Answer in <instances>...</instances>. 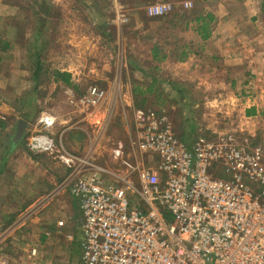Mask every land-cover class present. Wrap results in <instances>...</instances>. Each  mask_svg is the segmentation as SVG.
Here are the masks:
<instances>
[{
  "label": "rangeland",
  "instance_id": "374dc122",
  "mask_svg": "<svg viewBox=\"0 0 264 264\" xmlns=\"http://www.w3.org/2000/svg\"><path fill=\"white\" fill-rule=\"evenodd\" d=\"M236 1L0 0V256H9V264L78 263L80 248L73 252V245L82 214L70 189V169L55 154L28 147L29 138L44 131V111L56 117L47 133L58 146L89 158L111 172V179L128 167L116 154L120 141L127 162L152 160L133 145L138 111L167 114L178 136L244 129L264 143V103L247 119L242 100L263 88L244 93L242 83L210 86L195 60L208 66L211 60L199 53L193 60L188 56L187 65L176 62L188 49L202 47L194 38L195 16ZM159 3H170L172 11L149 15L148 8ZM154 46L167 58L155 60ZM37 67L40 77L34 76ZM59 69L72 73V85L53 82ZM92 85L104 88L107 99L85 108L79 101ZM140 85L143 92L136 90ZM19 119L29 126L15 145ZM32 179L38 184H30ZM34 247L37 254L31 255Z\"/></svg>",
  "mask_w": 264,
  "mask_h": 264
},
{
  "label": "built area",
  "instance_id": "2783aa9c",
  "mask_svg": "<svg viewBox=\"0 0 264 264\" xmlns=\"http://www.w3.org/2000/svg\"><path fill=\"white\" fill-rule=\"evenodd\" d=\"M171 11L170 3L148 8L151 16ZM106 99V90L92 85L79 102L94 108ZM39 124L44 131L28 147L55 154L70 169L82 212L77 264H264V143L256 134L240 129L182 140L167 114L138 111L133 145L152 160L127 162L120 141L116 154L128 167L111 179L58 146L47 133L54 115L42 112ZM9 262L0 256V264Z\"/></svg>",
  "mask_w": 264,
  "mask_h": 264
},
{
  "label": "crops",
  "instance_id": "0c3cea01",
  "mask_svg": "<svg viewBox=\"0 0 264 264\" xmlns=\"http://www.w3.org/2000/svg\"><path fill=\"white\" fill-rule=\"evenodd\" d=\"M219 7V11L216 7L212 11L216 19L212 23L211 36L204 40L196 32L194 38L202 42V47L197 52H190L189 58L193 60L199 53L203 59L211 60L209 66L203 61L199 64L200 59H194L197 61L194 62L196 68H203L202 74L209 75L210 86L216 89L230 88V85L233 88L240 83L244 93L247 88H263L254 91L256 97L242 99L246 105V118H253L259 112V103H264V0H237ZM186 60L176 62L187 65ZM2 106L3 109L8 107L4 100ZM30 181V184H38V180Z\"/></svg>",
  "mask_w": 264,
  "mask_h": 264
},
{
  "label": "trees",
  "instance_id": "16d2710c",
  "mask_svg": "<svg viewBox=\"0 0 264 264\" xmlns=\"http://www.w3.org/2000/svg\"><path fill=\"white\" fill-rule=\"evenodd\" d=\"M178 13H176L175 15H177ZM216 17L212 12H201L199 13L197 16H195V18L193 19L195 22V31L201 36L202 39L206 40L211 36V28H212V23L215 21ZM8 42H5V49L8 48ZM153 52V58L157 61H162L165 58H167V55H160V51L159 48L157 46H154L152 49ZM190 53V49H188L186 52H184L182 54L181 57H179L180 61H184ZM40 72L41 69L39 67H37L34 76L40 77ZM53 76H54V80L56 83H63L67 86L72 85L73 84V80H72V73L68 72V71H61V70H55L53 72ZM152 86L148 88V90H151ZM136 90L143 92L142 90V86H138L136 88ZM249 114H251L250 112H248ZM182 140H187V136H185L184 134L181 135ZM80 233L77 232V236L79 237ZM74 251L73 252H77V250L80 248L79 243L77 242L76 244L73 245ZM76 254V253H75Z\"/></svg>",
  "mask_w": 264,
  "mask_h": 264
},
{
  "label": "water",
  "instance_id": "95a60500",
  "mask_svg": "<svg viewBox=\"0 0 264 264\" xmlns=\"http://www.w3.org/2000/svg\"><path fill=\"white\" fill-rule=\"evenodd\" d=\"M28 126L29 123L25 119H19L15 134L12 139L13 144L17 145L23 140L27 132Z\"/></svg>",
  "mask_w": 264,
  "mask_h": 264
}]
</instances>
